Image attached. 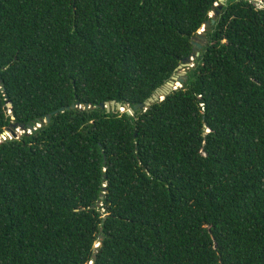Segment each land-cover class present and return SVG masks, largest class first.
Listing matches in <instances>:
<instances>
[{
  "label": "trees",
  "instance_id": "16d2710c",
  "mask_svg": "<svg viewBox=\"0 0 264 264\" xmlns=\"http://www.w3.org/2000/svg\"><path fill=\"white\" fill-rule=\"evenodd\" d=\"M217 4L0 0V136L51 116L0 140V264H264V8L228 0L146 112L95 108L151 97Z\"/></svg>",
  "mask_w": 264,
  "mask_h": 264
},
{
  "label": "water",
  "instance_id": "95a60500",
  "mask_svg": "<svg viewBox=\"0 0 264 264\" xmlns=\"http://www.w3.org/2000/svg\"><path fill=\"white\" fill-rule=\"evenodd\" d=\"M228 0H219V4L216 5L213 16H210L212 20L209 22L207 21L204 24V27L199 31L193 38V52L192 54L185 58L181 64L177 67L175 73L170 77V79L161 87L156 89V91L152 94L151 97H149L145 102L140 103L136 105L134 108L129 107L128 105H123L122 103H119L117 101H111L102 103L99 106H95L96 109H101L106 111L107 114L115 113V112H122L126 113L129 116H133L137 111L146 112L151 106L154 104H157L159 102H162L166 97L171 95L173 92L178 90L179 88H182L185 82L188 80V71L194 68L195 60L200 57L201 50L203 47L207 44L206 43V36H207V30L216 24V19L221 16V11L226 6ZM254 3L260 7L264 8V0H253ZM0 89L4 92L3 86L0 87ZM9 107H12L11 103H8ZM76 108L75 105H72L71 107H66L58 110L55 113L58 112H64L65 110ZM90 106H85V109H90ZM14 120V118H13ZM51 122V116L47 115L45 119H41L39 122H35V126H29L26 128L23 125H19L18 123H12L10 127L5 130L4 134L0 136V140L5 139H19L18 133L20 130L24 131V134L30 135L31 132L37 130V128H40L42 125L49 124ZM27 130H30V132H27ZM103 196V195H102ZM102 204L99 202L97 204V207H101ZM106 217V216H105ZM102 232V229H101ZM100 244H97L95 247L98 249ZM97 259V250H95L93 255V261L89 264H94V261Z\"/></svg>",
  "mask_w": 264,
  "mask_h": 264
},
{
  "label": "rangeland",
  "instance_id": "374dc122",
  "mask_svg": "<svg viewBox=\"0 0 264 264\" xmlns=\"http://www.w3.org/2000/svg\"><path fill=\"white\" fill-rule=\"evenodd\" d=\"M210 16H213V13H211ZM188 72H190V70ZM27 132H30V130H27ZM23 134H24V131L23 130H20L19 133H18V136L21 137Z\"/></svg>",
  "mask_w": 264,
  "mask_h": 264
}]
</instances>
